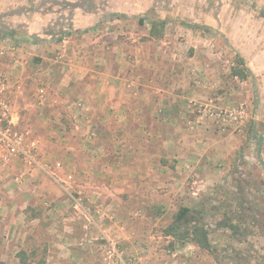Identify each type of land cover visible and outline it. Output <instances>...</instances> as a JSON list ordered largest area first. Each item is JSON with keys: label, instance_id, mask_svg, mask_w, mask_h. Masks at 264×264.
I'll list each match as a JSON object with an SVG mask.
<instances>
[{"label": "rangeland", "instance_id": "374dc122", "mask_svg": "<svg viewBox=\"0 0 264 264\" xmlns=\"http://www.w3.org/2000/svg\"><path fill=\"white\" fill-rule=\"evenodd\" d=\"M0 32L4 34L0 37V99L10 106L14 103L16 118L15 123L10 113L4 129L28 134L20 128L24 111L36 115L41 109L52 110L55 107L43 104V97L68 94L65 83L72 81V98L63 106L76 111V116L66 114L61 105L56 107L64 115L58 120L66 126L81 130L96 121L104 136L100 127L109 121L113 126L127 125L134 130L121 133L133 146L141 138H153L160 124L167 125L175 130V138L189 141V159L199 160V165L190 167L186 192L176 203L173 196L169 202L158 203L151 195L157 188L152 181H143L148 184L147 194L125 196L117 192L123 188L114 180L120 164L103 178L108 169H99L105 161L100 157L107 146H102L97 134L96 162L88 165L89 171L96 167L100 173L89 181L85 176L75 180L74 172L65 182L54 180L71 192L66 211L36 213L49 214L46 222L54 225L53 235L40 226L21 242L6 244L1 241L8 231L0 233V254L5 256L0 264H20L22 250H34L42 264H148L151 258L143 255L150 256L146 250L164 254H157L159 264H264V0H0ZM31 36L42 41L33 43L28 40ZM58 38L63 40L55 41ZM244 67L249 77L240 80L234 70ZM86 82L90 86L84 89ZM82 88L88 93L93 90L99 98L102 92L115 94L108 105L118 113L104 115L107 100H93L92 95L98 112L94 119H86L82 110L89 105L80 97ZM162 93L163 99L155 100ZM155 104L160 109L155 110ZM54 117L49 120L54 122ZM86 149L93 151L91 146ZM38 153L39 144L34 165L19 158L36 168ZM117 153L112 151L111 159ZM84 159L77 164L86 169ZM70 168L65 162L64 175ZM133 181L127 184L129 192L136 190ZM23 186L31 188L28 183ZM88 187L97 193L112 190L127 207L119 210L117 200L110 198L112 207L91 208L94 203L83 196ZM75 189L83 192L78 195ZM183 206L200 210L198 221L210 230L219 262L191 244L165 238ZM29 211V207L23 209V220ZM117 215L128 235L136 223L142 238L147 233L154 237L153 243L143 240L138 245V257L129 254L120 259L117 244L104 240L103 222L106 218L116 222ZM60 218L66 224L57 227Z\"/></svg>", "mask_w": 264, "mask_h": 264}, {"label": "crops", "instance_id": "0c3cea01", "mask_svg": "<svg viewBox=\"0 0 264 264\" xmlns=\"http://www.w3.org/2000/svg\"><path fill=\"white\" fill-rule=\"evenodd\" d=\"M72 84V81L65 83L67 86L65 90L68 94L71 92ZM83 85L84 89L87 86H90L88 82L84 83ZM83 91L80 97L85 101H88L89 105L85 111L84 109L82 110L85 112L84 115L86 116V119H90V117L94 119V114L98 112V109L93 105V101H91L92 95L93 100H95L94 98L107 100L103 104L104 108L102 110L104 115L106 114V111L111 114L118 113V111L113 112V106L108 105V100H111L115 94L107 96L106 93L100 92L101 94L99 96L101 97L99 98L94 94L93 90L89 93ZM68 94H66L67 96H62L63 98L59 96V99H56L57 95L54 97L52 96L53 98L51 95L50 98H46L45 96L43 97V104H46L52 108L54 106V111L53 109L50 111L41 109V111H39L36 115L31 114L30 111H24V123L22 126H20V128L24 127L26 130H28L29 139L34 140L37 142V144H39L38 168L36 166V168L28 167L26 164H24L21 158L18 156H12L4 148H0V213H5L4 216H0V233H6V230L8 231V233H6V239H3L1 243H3L4 240L6 244H9L10 240H19V242H21L22 238H24V236H26V234L30 232L32 228L37 229L40 226L44 227V232H47L48 235L51 233L50 229H52L54 225L46 222L48 219L47 216H49V214L41 217L36 213L44 211L49 213H60L66 211L67 205H69V194H71V192L69 191V188L67 190L63 189L61 186H57L54 183V180L56 182L58 181L57 183H59V181L65 182V180L67 181L66 176L74 172L72 177L75 178V180L76 178H84L85 176L86 180L89 181V178L94 180L97 173H100L97 171L96 167H90L89 171L88 165L90 163L96 162V153L94 149H96L97 137H99L96 136L97 134L100 135V138L103 140L101 141L102 146H107L104 147L105 152L102 157H100L105 159V161L103 162L104 166L99 167V169L102 168L101 171L108 169L107 172H104L103 178L105 179L106 177H110L109 171L111 172V170L115 167H119L120 164L121 168H119L118 175L115 176L114 180L117 181L120 188H123V190L117 192L125 193V196L128 194H147L146 188H148V184L143 183V181H152V185L154 186L155 184L157 188L151 191V195L152 197H156L158 203H163V201L169 202L168 198L171 196L174 197V203H176L179 200L178 197L186 192L185 182L189 176L188 171L190 170V167L199 165V160L192 161L186 155V148H188L189 141H186L185 139L180 140L179 137L175 138V135L172 134L175 130L167 125L160 124V127L155 130V135L153 138L149 140H144L141 138V141L138 140L136 145L133 146L127 144L126 139L128 136L126 138L121 133L123 130L126 131L128 128L129 131L134 130L127 125L124 126L122 124L113 126L112 122L109 121V123L103 124L100 127L102 128V133L104 136L101 135V129H99L96 121L92 122L91 124L86 123L84 128L81 130H74L70 124L66 126L63 121L60 122L58 120V116L64 115L59 112L60 108L57 110L56 107L61 105V110L64 109L65 112H67L66 114L71 117L76 116V111L73 110V112L71 109H68V107L63 106L67 104L66 99L68 100L72 98V96ZM163 94L164 93L156 94L155 100L158 98L162 100ZM63 100H65V102ZM120 100H124V97L122 96ZM13 104L14 103L11 104V109L13 108L14 112L11 113L13 115V121L16 123V118H14L15 108ZM68 104L69 107L72 109L74 108L72 107V102H69ZM118 109L119 108H117V110ZM158 109L160 108H157L155 104V110ZM49 116H55L54 118L56 121L54 120L53 122L52 120H49ZM114 119L116 120V118ZM76 129H78L77 126ZM75 134H79V136L75 137ZM59 141L62 144L61 147ZM261 143L262 140L259 142V145ZM84 144L91 146L93 151H88V149H86L87 146ZM81 145L85 147V150L78 151L77 147ZM60 148H62V150H60ZM108 149H110V152ZM115 149L119 151V154L117 153L118 157L111 159V155L113 154L110 153L115 151ZM59 151L61 152L60 155H62L60 157ZM84 157V161H87L86 169L83 168V166H85L84 164L83 166H78L77 164L78 160L79 162L81 161L83 163ZM65 162L68 163V167H71V171L67 172L66 175H64V171L66 170ZM49 164H51V166H49ZM61 164H63V167H61ZM131 172H135V175H129ZM70 177L71 176H69V178ZM98 178L101 177L99 176ZM130 180L136 181V183L134 181L133 183L134 186H137L135 188L136 190H132V192H129L131 190H129L130 188L127 187V184ZM23 183H28L31 188L26 189L28 186L25 188ZM159 186H162L165 189ZM75 191L78 192V195L83 192L81 189H75ZM85 191L86 192L83 196H85V198H87L90 202L94 203H91V208L93 206L96 210V207L100 206L104 207V209H106L107 206L112 207L110 198L117 200L116 205L119 207V210L125 209L127 207V205L124 204L118 197L119 195L110 189H102L99 193H97L96 190L92 188L87 190L85 189ZM177 191L180 193H177ZM97 196L99 198H103V200H100L98 203H96ZM28 207L30 208V216L23 220L21 214L23 213V209ZM32 213L34 216H31ZM117 217L118 219H115L116 222L112 220L107 221V218H104L105 222H108V225L103 222V234L104 240H108V242L111 244H117V255L120 256V259L123 257L127 258L129 254H134L133 256L140 255V253H138L140 248L137 247L143 243V240L149 244L154 242V237L149 233H147V236L142 238L144 233L141 231L140 226L136 223L131 226V235L125 233V226H122V224H126H124L121 216L117 215ZM64 220L65 219L60 218L55 226L58 227V223H61V225L66 224ZM50 222H52V219ZM45 223H47V225ZM117 233L118 235L116 236ZM167 237L172 238L171 236H165V238ZM103 242L105 243V241ZM192 246L196 247L194 245ZM113 249L115 250L114 246ZM146 251L150 254V256H147L148 254L145 253H143V255H145V258H151L152 260H150L148 264H159L157 259H155L157 258V254H160L164 257V254L161 252H151V250ZM143 255L140 257H143ZM4 258L5 256L0 254V259ZM143 260L144 258L142 261ZM170 263L171 262L168 261V264Z\"/></svg>", "mask_w": 264, "mask_h": 264}, {"label": "trees", "instance_id": "16d2710c", "mask_svg": "<svg viewBox=\"0 0 264 264\" xmlns=\"http://www.w3.org/2000/svg\"><path fill=\"white\" fill-rule=\"evenodd\" d=\"M157 23L151 24V33L156 27ZM0 37H4V34L0 32ZM33 43H39L42 41L39 37H29ZM62 38L55 39V41L60 42ZM241 65H244V60L240 59ZM234 76L239 77L240 80H247L249 77V70L247 67L242 69L234 70ZM261 142V139H259ZM200 215V210L198 208L192 209L187 206L181 207L173 217L172 223L167 227L165 233L167 236H171L176 239V241L181 243H187L196 246L204 252H208L215 256L217 262L219 259L216 255L217 251L212 241L210 239V230L205 225L201 224L198 219ZM21 263L20 264H42V261H38L40 257H37L36 252L28 253V251L22 250L20 253Z\"/></svg>", "mask_w": 264, "mask_h": 264}, {"label": "built area", "instance_id": "2783aa9c", "mask_svg": "<svg viewBox=\"0 0 264 264\" xmlns=\"http://www.w3.org/2000/svg\"><path fill=\"white\" fill-rule=\"evenodd\" d=\"M11 113L9 103L0 99V146H4L7 152L12 156H22L29 165L36 164L34 152L37 147V142L30 140L29 134L17 133L11 131V127L4 129V121L7 120Z\"/></svg>", "mask_w": 264, "mask_h": 264}]
</instances>
